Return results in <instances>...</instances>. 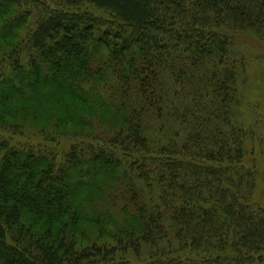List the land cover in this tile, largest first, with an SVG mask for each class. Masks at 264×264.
Segmentation results:
<instances>
[{
    "label": "trees",
    "instance_id": "obj_1",
    "mask_svg": "<svg viewBox=\"0 0 264 264\" xmlns=\"http://www.w3.org/2000/svg\"><path fill=\"white\" fill-rule=\"evenodd\" d=\"M242 37L264 0H0V264H264Z\"/></svg>",
    "mask_w": 264,
    "mask_h": 264
},
{
    "label": "rangeland",
    "instance_id": "obj_2",
    "mask_svg": "<svg viewBox=\"0 0 264 264\" xmlns=\"http://www.w3.org/2000/svg\"><path fill=\"white\" fill-rule=\"evenodd\" d=\"M234 52L242 55L245 63L239 71L241 93H244L242 120L256 130V139L249 143L245 164L257 168L259 179L255 200L264 207V42L242 37ZM93 231V227L87 231L91 241L99 236Z\"/></svg>",
    "mask_w": 264,
    "mask_h": 264
}]
</instances>
